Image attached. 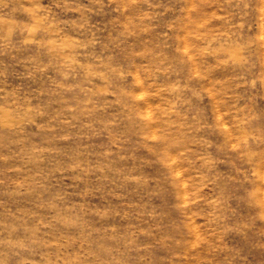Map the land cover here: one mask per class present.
<instances>
[{"label":"clouds","instance_id":"1","mask_svg":"<svg viewBox=\"0 0 264 264\" xmlns=\"http://www.w3.org/2000/svg\"><path fill=\"white\" fill-rule=\"evenodd\" d=\"M0 264H264V0H0Z\"/></svg>","mask_w":264,"mask_h":264}]
</instances>
